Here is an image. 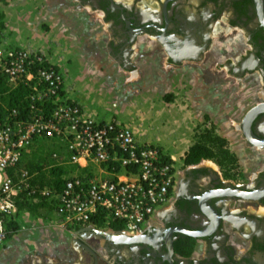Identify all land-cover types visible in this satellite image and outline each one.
Instances as JSON below:
<instances>
[{
    "label": "flooded vegetation",
    "instance_id": "flooded-vegetation-1",
    "mask_svg": "<svg viewBox=\"0 0 264 264\" xmlns=\"http://www.w3.org/2000/svg\"><path fill=\"white\" fill-rule=\"evenodd\" d=\"M73 1L78 12L94 13L107 24L109 57L124 70L134 69L131 57L140 37L157 43L170 70L184 61L208 62L214 42H218L222 60L213 63L215 70L233 80L237 88L251 76L256 87L246 114L261 107L250 122L251 135L246 133V114L235 130L244 145L264 150V0ZM200 164L202 161L181 167L173 198L156 212L138 240L107 226L64 229L74 240L59 261L264 264V169L252 178L233 180ZM241 193L253 195L245 198ZM232 235L241 239L240 247L228 242ZM197 241L201 249L194 256ZM34 255L19 257L14 264H50L47 253L36 262Z\"/></svg>",
    "mask_w": 264,
    "mask_h": 264
},
{
    "label": "built area",
    "instance_id": "built-area-1",
    "mask_svg": "<svg viewBox=\"0 0 264 264\" xmlns=\"http://www.w3.org/2000/svg\"><path fill=\"white\" fill-rule=\"evenodd\" d=\"M54 58L35 43L0 42V81L28 90L18 105L0 99V248L20 203L50 205L62 229L119 222L121 232L137 237L175 193L177 160L146 139L139 123L99 119L71 99ZM40 140L62 147L51 152L56 167L65 162L61 153L75 167L55 178L58 186L19 166Z\"/></svg>",
    "mask_w": 264,
    "mask_h": 264
},
{
    "label": "rangeland",
    "instance_id": "rangeland-1",
    "mask_svg": "<svg viewBox=\"0 0 264 264\" xmlns=\"http://www.w3.org/2000/svg\"><path fill=\"white\" fill-rule=\"evenodd\" d=\"M0 11L5 14V26L0 30V42L13 46L30 45L32 43L40 46L46 50L50 58L55 57L54 59L64 68L65 80L68 84L67 95L70 98L82 102L85 107L95 111L97 117L106 119L115 117L126 123L133 124L139 122L141 129L146 132L145 138L160 146L163 151L166 149L164 145L162 147L160 144L170 138L171 132L169 133L166 130L165 122L159 120L160 114L158 111L161 108L153 112H143V108L138 106L139 100L135 96L133 100L131 98L132 101L130 100L131 102L127 106L120 108L119 112H123V117L113 111V93L118 91L123 98L130 97L136 89L135 86L140 87L155 81L153 79L154 76L150 74V77L131 84V81L137 80L138 73L135 68L132 71L124 70L122 65L114 62L109 57L106 41L110 32L107 24L102 22L101 17L89 11L78 12L73 0H2L0 1ZM209 65L206 69L208 70L206 72L208 79L215 76L213 63ZM129 84L133 86L129 87ZM210 88L211 83L207 82L206 84L203 82L198 86L196 99L199 107L204 104L203 101L201 102L200 94L203 91L209 92ZM162 110L165 111L164 109ZM132 112L135 113L132 114ZM139 112L144 115V118L141 117L140 121L136 120V115H139ZM199 126H203V124ZM209 128H213L215 131L214 126L209 125ZM183 132L178 139L180 141L174 143L177 150L184 148L188 141L191 140V127H185ZM42 142L43 144L41 145L40 143L41 146H38L37 151L33 149L32 152H36V156H45L46 151L49 152L47 163L42 168L43 174L38 173L37 175L38 179L47 181L50 179L51 167L56 168L55 161L51 158V152L60 153L62 147H60V144L53 143L52 140H42ZM170 152L174 151L170 150ZM61 154L65 162L57 168H63L66 172L73 171L75 167L66 163L65 154ZM173 156L177 160L175 164L178 168V174L181 167L185 164L183 159L179 160L175 155ZM205 164L211 169L215 168L221 173L224 172L223 176L233 180H240L245 178V176L252 178L253 176L250 172L240 167L238 162L231 167H221L212 160L205 161ZM37 211L40 214L38 217L35 214H30L29 212L26 214L24 210H19L16 214V220L13 221V224H16V228H10L8 238L5 240L4 247L0 249V253L4 252V248L11 237H15L17 233L26 229H31L32 226L46 228V226L51 227L52 225V227L59 229L53 222V216L49 208L39 206ZM54 227L53 230H55ZM58 232L60 233V231ZM37 236L43 237L44 232L38 230ZM67 238H69L68 235H65V242H67ZM63 245H65V253H67L70 250L69 243ZM39 250L37 255L48 254L45 248ZM50 251L49 254L60 255V249L56 251L50 249ZM31 253L36 254V252ZM28 255L29 252L25 251L24 248L17 250V252L15 251L13 254L6 253L0 260V264H14L19 257ZM50 264L56 263L50 262Z\"/></svg>",
    "mask_w": 264,
    "mask_h": 264
},
{
    "label": "crops",
    "instance_id": "crops-1",
    "mask_svg": "<svg viewBox=\"0 0 264 264\" xmlns=\"http://www.w3.org/2000/svg\"><path fill=\"white\" fill-rule=\"evenodd\" d=\"M233 39L235 40V38ZM218 48L219 43L215 41L210 51L212 53H210L208 62L204 59L198 62L184 61L181 66L170 70L164 58L165 55L157 43L145 37L138 38L135 42L134 54L131 57V62H133L135 71L138 73V78L136 81H131V84L150 77V74L154 76L152 77L155 82L152 81L151 84L140 87L135 86L136 89L132 92V95L126 98H123L122 94L116 90L117 93H113V111L119 113L120 117H123V112H119L120 108L125 105L127 106L135 96H137L139 100L137 104L143 108V112H153L161 108L158 111L160 114L159 120L165 122L167 126L166 130L169 133L171 132V135L170 138L160 145L162 147L165 146L166 149L164 151H168L165 152L167 155H175L179 160L184 159L185 153L192 144L191 140H193L194 128L201 124L203 126L200 127H209L210 123L211 126L215 127V132L228 141L229 150L236 156L239 166L255 175L257 171L264 169V150L253 149L244 145L239 138L238 132L235 130V126L248 111L250 102L253 100L252 96L255 92L256 84H253L251 76H246L243 80L244 85L237 88L233 80L224 79L220 76L221 73L216 70L213 72L215 76L208 79L206 75L208 70L206 69L210 66L209 64L222 60V57L218 53ZM203 82L205 84L206 82L211 83L213 89L209 90V92L203 91L200 94L201 102L203 101L204 104L199 107L197 105L196 94L198 93V86ZM131 84H129V87L133 86ZM71 99L85 106L82 102L74 98ZM88 109L95 113L89 107ZM134 113L132 112V114ZM141 117L144 118V115L139 112V115H136V120L140 121ZM111 118L120 120L115 117ZM189 126L191 127V140L188 141V144L184 148L177 150L174 143L180 141L178 139L184 133V128ZM170 150L174 152H170ZM207 160L209 159H202V164L200 165H207L205 164ZM53 227L52 225L51 227L46 226V228L32 226L31 229L17 233L15 237L13 236L8 240L9 242L5 246L4 252L0 253V260L4 254H13L15 251L17 252V250L24 248L29 254L36 252V255L33 256L36 262V260L40 259L37 251L45 248L48 251L46 256L48 261L64 264L59 261L66 249L63 244H70V241L74 239H71L70 234L66 230L55 227V230H53ZM38 230L44 232L43 237L37 236ZM65 235L69 237L67 238V242L64 240ZM79 236L81 239H84L83 235ZM228 242L240 247L242 241L240 238L232 235L228 239ZM50 249L52 251L60 249V255H57L56 258L52 257V254H49L51 252ZM200 249L201 243L197 241L193 255L195 256Z\"/></svg>",
    "mask_w": 264,
    "mask_h": 264
},
{
    "label": "trees",
    "instance_id": "trees-1",
    "mask_svg": "<svg viewBox=\"0 0 264 264\" xmlns=\"http://www.w3.org/2000/svg\"><path fill=\"white\" fill-rule=\"evenodd\" d=\"M4 18V12L0 11V30L3 29L5 26ZM27 92L28 90L25 86L19 85L14 89H8L3 84V82L0 81V99L6 102L9 106L20 104L21 100L24 98ZM40 143L41 145L43 144V142L40 140L39 144L35 148L36 151L38 146H41ZM31 152L23 157V159L20 161L19 166H23L31 172H38L39 174H43L42 168L47 163L46 160L49 152L46 151L45 156H36V152ZM202 159L212 160L221 167L235 166L237 162L236 156L229 150L228 141L224 137L218 135L213 128L197 126L196 128H194L192 144L191 146H189L188 151L185 153L183 161L185 165H190L196 164ZM63 173H66L65 169L51 167L49 173L50 179L44 181L42 179L37 178V181H39V183L41 184L46 183L48 185H56L59 181L56 182L57 180L55 181V178H58ZM59 184L60 183H58L57 186ZM39 206H46L51 210V206L43 202L20 203L19 210L27 211L30 214H35L38 217L40 216L37 211ZM8 226L11 229L16 228V224H13L12 222L9 223ZM110 228L120 230L122 229V225L119 222H112L110 224ZM185 253L187 255L189 254V252Z\"/></svg>",
    "mask_w": 264,
    "mask_h": 264
},
{
    "label": "water",
    "instance_id": "water-1",
    "mask_svg": "<svg viewBox=\"0 0 264 264\" xmlns=\"http://www.w3.org/2000/svg\"><path fill=\"white\" fill-rule=\"evenodd\" d=\"M261 110V107L257 106V107H254L252 108L247 114H246V117L244 119V122L246 123V133H248L249 135H251V131H250V122L251 120L253 119V117ZM248 127V128H247ZM247 136L248 138H251L250 136ZM241 195L245 198H250L252 197L253 193H241ZM254 197V196H253ZM196 236V235H195ZM198 236H201V235H198ZM139 238H134V240H138Z\"/></svg>",
    "mask_w": 264,
    "mask_h": 264
},
{
    "label": "bare ground",
    "instance_id": "bare-ground-1",
    "mask_svg": "<svg viewBox=\"0 0 264 264\" xmlns=\"http://www.w3.org/2000/svg\"><path fill=\"white\" fill-rule=\"evenodd\" d=\"M172 157L174 158V156L172 155ZM175 159V158H174Z\"/></svg>",
    "mask_w": 264,
    "mask_h": 264
}]
</instances>
